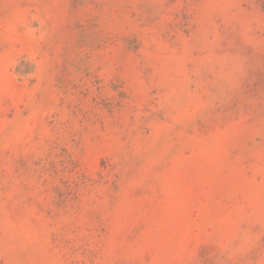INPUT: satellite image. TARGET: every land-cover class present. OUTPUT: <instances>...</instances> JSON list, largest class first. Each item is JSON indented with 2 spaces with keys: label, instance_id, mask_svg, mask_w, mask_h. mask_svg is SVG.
Wrapping results in <instances>:
<instances>
[{
  "label": "rangeland",
  "instance_id": "obj_1",
  "mask_svg": "<svg viewBox=\"0 0 264 264\" xmlns=\"http://www.w3.org/2000/svg\"><path fill=\"white\" fill-rule=\"evenodd\" d=\"M0 264H264V0H0Z\"/></svg>",
  "mask_w": 264,
  "mask_h": 264
}]
</instances>
